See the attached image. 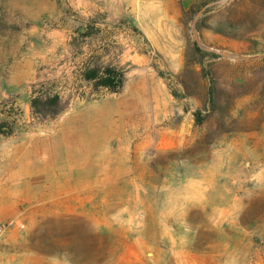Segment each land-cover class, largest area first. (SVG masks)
<instances>
[{
    "label": "rangeland",
    "instance_id": "374dc122",
    "mask_svg": "<svg viewBox=\"0 0 264 264\" xmlns=\"http://www.w3.org/2000/svg\"><path fill=\"white\" fill-rule=\"evenodd\" d=\"M203 1L178 19L150 10L143 30H109L69 0H0V144L51 138L60 168L78 167L80 181L68 201L0 216L15 222L0 264H179L190 254L221 264L231 252L222 241L264 239V0ZM195 43L220 56L204 66L224 93V123L196 121L207 82ZM86 66L123 72V89L83 80ZM40 94H59L67 109L37 115ZM67 129L79 148L64 146ZM194 180L209 189L195 205Z\"/></svg>",
    "mask_w": 264,
    "mask_h": 264
},
{
    "label": "crops",
    "instance_id": "0c3cea01",
    "mask_svg": "<svg viewBox=\"0 0 264 264\" xmlns=\"http://www.w3.org/2000/svg\"><path fill=\"white\" fill-rule=\"evenodd\" d=\"M198 0H69V4L84 19L95 20L99 28L111 30L114 27L135 25L142 29L141 20L148 12L163 11L165 18H181ZM132 24V25H131ZM58 34L66 30L58 27ZM63 144L67 148H79L77 130H63ZM77 139V140H76ZM78 167L60 168L59 157L54 159L53 140L26 134L19 138L2 141L0 144V216L27 206V210L50 208L54 203L72 199L79 193ZM205 180H194L188 191L194 205L205 200L209 191ZM158 238V235H157ZM146 247L153 246L148 240ZM229 250L221 264H264V239L238 242L222 241ZM253 255L250 256L251 251ZM179 264H197L192 255L180 257Z\"/></svg>",
    "mask_w": 264,
    "mask_h": 264
},
{
    "label": "trees",
    "instance_id": "16d2710c",
    "mask_svg": "<svg viewBox=\"0 0 264 264\" xmlns=\"http://www.w3.org/2000/svg\"><path fill=\"white\" fill-rule=\"evenodd\" d=\"M218 0H204L201 4H199V8H203L208 6L209 4L216 2ZM197 11H195L196 13ZM80 35L83 38L88 37L89 33H81ZM192 56L194 57V62L202 66L201 71L199 72V76L206 80L207 89H206V98L207 105L204 107V110H198L195 114L196 121L198 125H203L205 119H222L224 123L225 113H226V99L224 97V93L221 89H219L218 79L212 74V72H207L205 70V61L207 59H215L218 56L215 53L207 52L202 50L198 44H194L192 50ZM89 65V64H88ZM124 74L116 68H91L90 66H86L83 71V80L88 82H96V88H106L111 93L116 94L119 93L124 87ZM180 85L187 90L186 84L182 81ZM68 103L64 102L59 94L49 95V94H40L34 97L31 102V107L33 111L37 115L43 116H55L63 112L67 109ZM203 111L205 112L202 116ZM224 119V120H223ZM223 127V125H221ZM224 128V127H223ZM228 130V131H227ZM223 133H230L229 129L224 128L222 130Z\"/></svg>",
    "mask_w": 264,
    "mask_h": 264
},
{
    "label": "built area",
    "instance_id": "2783aa9c",
    "mask_svg": "<svg viewBox=\"0 0 264 264\" xmlns=\"http://www.w3.org/2000/svg\"><path fill=\"white\" fill-rule=\"evenodd\" d=\"M15 226L14 221H7L5 223H0V238L3 236L4 232L8 229Z\"/></svg>",
    "mask_w": 264,
    "mask_h": 264
},
{
    "label": "water",
    "instance_id": "95a60500",
    "mask_svg": "<svg viewBox=\"0 0 264 264\" xmlns=\"http://www.w3.org/2000/svg\"><path fill=\"white\" fill-rule=\"evenodd\" d=\"M216 4H218V3H214V4H212V5H216ZM193 30H194V32H195V34H196V38H197V40H198V34H197V30H196V28H195V25H194V27H193ZM200 43V42H199ZM200 44H202V43H200ZM227 58H229V59H235L234 57H232L230 54H228V53H223ZM237 60V59H236Z\"/></svg>",
    "mask_w": 264,
    "mask_h": 264
}]
</instances>
